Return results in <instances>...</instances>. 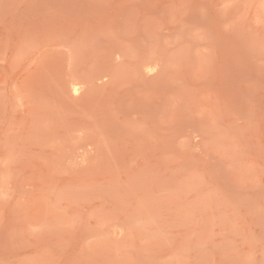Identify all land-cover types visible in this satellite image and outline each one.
<instances>
[{
    "label": "rangeland",
    "instance_id": "374dc122",
    "mask_svg": "<svg viewBox=\"0 0 264 264\" xmlns=\"http://www.w3.org/2000/svg\"><path fill=\"white\" fill-rule=\"evenodd\" d=\"M0 264H264V0H0Z\"/></svg>",
    "mask_w": 264,
    "mask_h": 264
},
{
    "label": "bare ground",
    "instance_id": "6f19581e",
    "mask_svg": "<svg viewBox=\"0 0 264 264\" xmlns=\"http://www.w3.org/2000/svg\"><path fill=\"white\" fill-rule=\"evenodd\" d=\"M84 86H82L80 83H72V92L74 94H81Z\"/></svg>",
    "mask_w": 264,
    "mask_h": 264
}]
</instances>
